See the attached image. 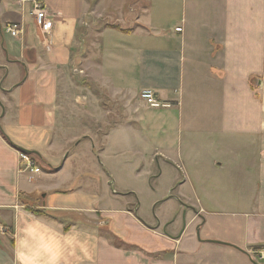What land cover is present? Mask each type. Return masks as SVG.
I'll return each instance as SVG.
<instances>
[{"label":"crops","instance_id":"crops-1","mask_svg":"<svg viewBox=\"0 0 264 264\" xmlns=\"http://www.w3.org/2000/svg\"><path fill=\"white\" fill-rule=\"evenodd\" d=\"M27 215L83 264H260L264 0H0V264Z\"/></svg>","mask_w":264,"mask_h":264},{"label":"clouds","instance_id":"clouds-1","mask_svg":"<svg viewBox=\"0 0 264 264\" xmlns=\"http://www.w3.org/2000/svg\"><path fill=\"white\" fill-rule=\"evenodd\" d=\"M91 258L87 239L64 233L53 222L27 215L14 246V264H83Z\"/></svg>","mask_w":264,"mask_h":264},{"label":"built area","instance_id":"built-area-1","mask_svg":"<svg viewBox=\"0 0 264 264\" xmlns=\"http://www.w3.org/2000/svg\"><path fill=\"white\" fill-rule=\"evenodd\" d=\"M32 14L34 17V22L38 30L43 35H47L53 27V19L48 14L44 5L40 2H33ZM3 31L10 35L13 38L19 37L21 33V25L16 23L5 24L3 26ZM140 99L145 102V104L150 108H159L168 106L166 104H161L151 90H144L139 95ZM21 161L25 164L26 169H29L33 174H38L40 170L33 166L32 161L29 159V156L25 153L20 155ZM0 231L3 229L0 227ZM257 259L262 261L264 260V247L257 252Z\"/></svg>","mask_w":264,"mask_h":264},{"label":"rangeland","instance_id":"rangeland-1","mask_svg":"<svg viewBox=\"0 0 264 264\" xmlns=\"http://www.w3.org/2000/svg\"><path fill=\"white\" fill-rule=\"evenodd\" d=\"M96 93L100 94L98 91H96ZM109 159H110L109 157H106V160L108 162H109ZM114 178H110L111 180H109L111 182L112 188H114V187H117V189H120V188H140V186L143 185V183L140 182L138 179L130 178L128 175V172L127 171L125 172L123 170L117 171L114 175ZM113 179L115 180V182H112ZM147 185H148V183H145V186H147ZM168 186H169V178H168V175L164 173L162 176V182L159 184V187L163 191ZM142 202H143V207H146L145 205L147 203V200H145L143 198ZM259 262H260V264H264V260L259 261Z\"/></svg>","mask_w":264,"mask_h":264},{"label":"trees","instance_id":"trees-1","mask_svg":"<svg viewBox=\"0 0 264 264\" xmlns=\"http://www.w3.org/2000/svg\"><path fill=\"white\" fill-rule=\"evenodd\" d=\"M33 213L34 214H36V215H40V216H46L47 217V215L46 214H44L43 212H41V211H33Z\"/></svg>","mask_w":264,"mask_h":264}]
</instances>
